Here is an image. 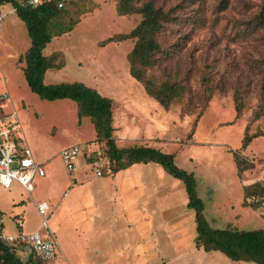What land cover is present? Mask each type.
I'll return each instance as SVG.
<instances>
[{
  "label": "rangeland",
  "instance_id": "obj_1",
  "mask_svg": "<svg viewBox=\"0 0 264 264\" xmlns=\"http://www.w3.org/2000/svg\"><path fill=\"white\" fill-rule=\"evenodd\" d=\"M136 1L139 4L146 0ZM153 1L164 8L176 7L180 19L159 36L161 43L170 48V55L151 70L158 80L177 77L185 86L184 94L167 109L149 97L129 73L127 56L135 39L102 44L109 36L128 33L141 19L139 14H119L117 0H73L67 4L63 18L77 22L71 31L52 35L43 48L44 54L54 53L56 60L64 62L63 67L45 72L44 83L82 82L110 98L118 146L142 143L174 153L176 166L193 175L197 195L204 204L203 216L212 228H262L264 199L257 210L242 205V199L243 186L264 184V0ZM11 7V3L1 6L0 94L7 88L10 97L0 114L1 109L16 110L21 128L13 134L29 146L46 174L34 177L31 192L16 183L10 189L0 186L2 231L17 233L18 217L23 218L22 229L39 228L41 217L35 202L45 201L51 212L48 224L54 231L58 264L141 263L147 241L141 232L145 229L128 226L124 217L111 211L107 200L111 186L106 184L109 177L95 178L90 169L88 173L95 177L88 183L89 201L73 191V184L84 176L83 164L89 161L85 155L91 149H96L91 157L97 155V151H103V143L95 140L90 117L78 116L75 101L42 99L29 88L22 70L24 62H18V58L29 47L30 38L24 21ZM204 76L207 84L203 83ZM235 89L241 92L243 101L238 118ZM254 113H259L257 118H253ZM247 124L249 133L260 135L241 148ZM133 127L142 134L138 138L121 133ZM146 132L154 135L144 137ZM73 145H78L80 152L77 170L69 173L61 151ZM135 164H141L137 180H149L151 186L146 191L154 192L151 198H157L158 207L168 211L163 214L165 219L154 217L150 229L160 256L170 260L175 252L184 253L190 242V246L195 245L194 210L187 206L182 180L158 163ZM164 225L175 230L172 234L184 231L168 236ZM16 251L24 260L25 249ZM209 253L214 255L213 260L202 264H255L231 260L217 250Z\"/></svg>",
  "mask_w": 264,
  "mask_h": 264
},
{
  "label": "trees",
  "instance_id": "obj_2",
  "mask_svg": "<svg viewBox=\"0 0 264 264\" xmlns=\"http://www.w3.org/2000/svg\"><path fill=\"white\" fill-rule=\"evenodd\" d=\"M20 1L0 0V3L1 5L11 3L17 16L26 25L30 45L19 56L18 62H24L22 70L29 88L42 99L67 98L75 101L78 106V116L90 117L94 126L95 140L103 143V151L108 159L114 162V173L135 163L155 162L168 174L182 180L188 196L187 206L195 213L196 247H202L205 251H220L231 260L264 264V227L250 230H240L232 225L222 229L212 228L203 216L204 204L197 195L193 175L176 166L174 153H166L145 144L117 145L113 135V110L110 98L82 82L44 83V74L48 69H59L64 66L63 59L56 60L54 53L44 54L43 48L51 40L52 35L71 31L74 27L77 20L63 18L67 4H71L73 0H65L62 8L49 2L35 7H22ZM116 10L122 15L139 14L141 19L128 33L109 36L102 41V44L134 38V45L127 56L129 73L142 84L149 97L167 109L174 100L184 94L185 86L177 77H173V80H158L151 70L170 55V48L161 43L159 36L179 22L176 7L164 8L156 5L153 0L139 4L136 0H117ZM261 13L264 16V4ZM207 82V76H204L203 83L207 84ZM206 89L211 91L209 86ZM233 99L235 118H238L243 109L242 95L238 89L234 90ZM258 115L259 113H254L253 118H257ZM258 135L260 133H249V124L245 125L241 148H245L252 138ZM233 156L235 157V153ZM263 199V183L254 182L243 186L242 205L257 210L262 205ZM0 264H44V262L31 253L23 261L12 246L0 243Z\"/></svg>",
  "mask_w": 264,
  "mask_h": 264
},
{
  "label": "built area",
  "instance_id": "obj_3",
  "mask_svg": "<svg viewBox=\"0 0 264 264\" xmlns=\"http://www.w3.org/2000/svg\"><path fill=\"white\" fill-rule=\"evenodd\" d=\"M44 2L54 3L56 7L62 8L65 0H21L22 7H35ZM0 3V38L4 14ZM12 11L15 8L12 6ZM9 92L6 90L0 94V101L5 102L9 99ZM21 128L16 110L0 114V186L10 189L15 183L20 185L25 191L31 192L34 189V177H42L45 174L44 167L37 164L29 146L17 139L13 132ZM80 147L73 145L61 151V158L67 172L72 173L76 169V161ZM86 150L83 148L82 153ZM96 149L89 150L85 155L89 161L93 173L97 177L112 175L115 164L109 160L104 151ZM36 211L41 217L39 228L25 231L22 230L23 218L18 217L15 221L17 228H20L13 235L5 234L0 227V243H5L17 250L19 247L25 248L36 258L44 263L51 262L57 255V244L54 231L48 224L50 215L49 205L45 201L35 202ZM1 225V222H0Z\"/></svg>",
  "mask_w": 264,
  "mask_h": 264
},
{
  "label": "crops",
  "instance_id": "obj_4",
  "mask_svg": "<svg viewBox=\"0 0 264 264\" xmlns=\"http://www.w3.org/2000/svg\"><path fill=\"white\" fill-rule=\"evenodd\" d=\"M4 104L5 102H0V108H2ZM4 112L5 111L1 109V114ZM114 131H115V126H114ZM147 132L143 133L145 134L144 137H149L153 134L152 132L147 134ZM121 133L126 137H128L127 135H129V138L130 137L138 138L137 136L142 135L140 134V132L138 133L134 127L132 130L129 128L128 130H126V132L124 131ZM151 138L154 139L153 137ZM140 165L141 164H132L128 168L113 173L112 175L102 176L105 178L109 177V181L106 180L107 182L106 184L107 185L110 184L111 186L107 197V200L110 203L111 211H113L116 216L124 217V219L128 221L127 224L128 226L135 225L140 229H145L143 232H141V234L144 233V235H146L147 237V241L145 242L146 245L143 248L145 257H143L144 259L141 263H137V264H150L151 261L153 262L152 264H198V263L202 264L205 261H212L214 256L212 253H209V251H204L202 247H196L195 245H193V247L190 246L191 242L188 244V248L185 249L184 253L180 254L175 252V255L172 256L170 260L169 258H163L160 256V249L156 248L155 247L156 244L152 241L153 233L150 229V225H151L150 221H152L156 216L158 217L162 216L164 218L163 214L168 211L165 210V207H158L157 198L154 197L151 198V196L154 195V192L148 193L146 191V189L151 186L149 180L147 181L137 180V175H138L137 170H139ZM83 166L85 167L84 176L78 179L77 181L78 183L76 184L74 183L72 188L77 195L81 194L82 197H84L86 200L89 201L91 200L92 197H91V191L89 192L88 189L89 186L88 183H90L93 175H91V173H88L91 172L90 171L91 168L87 163H84ZM95 178L101 179V177H97V176ZM106 184H102V185H106ZM98 186L100 185L98 184ZM173 215L174 214H172V216ZM180 226H178L177 229L180 228ZM165 230L168 236L170 235L173 236L175 234L180 235L184 231L181 229V230H177L172 234V232L175 230L170 231L167 229L166 226H165ZM25 231H30V230H25ZM184 241L185 239L182 241L180 240L177 243H183ZM143 242L144 241H142L141 243ZM172 246H174V244H172ZM18 249H20V247ZM25 251H26L25 252L26 256L24 260L29 255L26 249ZM135 256H138V253H136ZM215 258L218 259L219 257H216L215 255ZM44 264H58V262L56 261V257H55L53 261Z\"/></svg>",
  "mask_w": 264,
  "mask_h": 264
}]
</instances>
